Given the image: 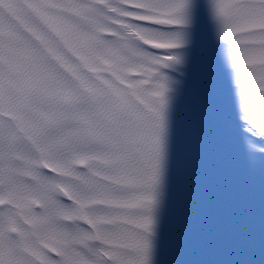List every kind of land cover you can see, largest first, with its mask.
Instances as JSON below:
<instances>
[{"label": "snow or ice", "instance_id": "obj_1", "mask_svg": "<svg viewBox=\"0 0 264 264\" xmlns=\"http://www.w3.org/2000/svg\"><path fill=\"white\" fill-rule=\"evenodd\" d=\"M205 55L264 201V0H0V264H160Z\"/></svg>", "mask_w": 264, "mask_h": 264}]
</instances>
